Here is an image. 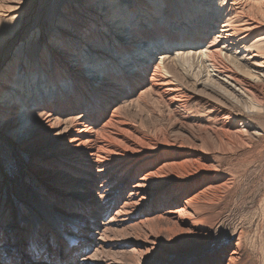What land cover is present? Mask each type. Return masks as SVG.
I'll return each instance as SVG.
<instances>
[{"label": "bare ground", "instance_id": "6f19581e", "mask_svg": "<svg viewBox=\"0 0 264 264\" xmlns=\"http://www.w3.org/2000/svg\"><path fill=\"white\" fill-rule=\"evenodd\" d=\"M27 1L0 0V18ZM71 1L70 14L54 11L64 27L49 21L57 49L40 52L38 30L16 48L27 66L1 74L0 264H165L209 247L232 166L256 152L259 134L244 127L264 110V0ZM94 10H110L119 34ZM190 53L201 74L175 63ZM146 100L167 111L174 135L124 118ZM17 134L19 145L6 139ZM10 152L30 158L23 181L7 179ZM227 158L237 159L224 168ZM242 236L194 264H254Z\"/></svg>", "mask_w": 264, "mask_h": 264}, {"label": "rangeland", "instance_id": "374dc122", "mask_svg": "<svg viewBox=\"0 0 264 264\" xmlns=\"http://www.w3.org/2000/svg\"><path fill=\"white\" fill-rule=\"evenodd\" d=\"M62 7L66 8L64 13L70 14V9H73L75 6L72 5L71 0H28L23 6V11L21 14H17L16 18L11 16L4 19L0 18V78L1 74H4L7 65L9 66L11 64L24 63L23 66H27V62L25 63L23 59L15 61L16 58L20 59L22 56L21 54L16 53V48L18 44H21L20 42L26 45L29 38L35 37L34 33H36L38 30L41 32V40L38 45V50L42 52L46 51V49H57V43L54 42L55 39H51L49 45H47V35L52 38L55 36V26L50 27V19L55 18L58 21H62L61 25H58L59 29L64 27L63 23L67 22V18L64 17V14H54V11L57 8L62 10ZM89 7L92 9L91 6ZM94 11L93 15L100 19V23L104 28H108L112 32V36L119 34L117 31L120 29L119 27L123 26V24L119 23L117 25H112L110 22L112 20L110 10H108L109 12L106 13H104V11ZM197 13L199 16L203 15V12L201 11H198ZM162 15L164 14L161 12L159 17ZM159 17H157L155 21H159ZM168 18H170V15ZM212 19L213 18L211 17L209 20ZM144 23H146L145 25H148L149 20L147 22L145 21ZM172 24L173 26H171V28H174L179 23L174 24L172 22ZM99 29L98 30L100 34L104 35L102 27ZM60 31H63L62 36L67 37L68 34L64 29ZM208 32L209 34H217V25L210 26ZM55 38L57 39V37ZM100 50H104L105 52L108 51V53L111 52V49L108 48L107 50L106 47L102 49L100 48ZM169 51H171V49ZM35 52L36 50H30V60H32V58L35 56ZM184 55H182L183 57L181 55H175L174 57H177L174 59L175 63L179 61L177 65L181 64V61L183 62L181 65L182 69L181 66L178 65L179 70L182 72L185 69V71L182 72L183 74H201L202 72L200 71H202V66L201 64L199 65V58L195 56V59L192 53L186 54L185 58ZM178 57L181 60H179ZM83 62L84 61L82 60L81 66L86 68V65L84 66ZM94 72H98L97 67L94 68ZM86 77L90 78L89 75H86ZM145 102L146 107L144 106L140 113H138L137 109L134 107L131 108L128 113L127 110L129 107H127V115L124 116V118L134 121L136 125L142 123L144 126L148 127L149 130L153 129L151 127L154 125H158L157 128L161 126L166 128L170 135H174L176 130L172 125V118H169L167 115V111L151 100H146ZM252 115L254 117L256 131L247 130L245 127L244 129H246L248 133L255 132L259 134L257 139H254L256 152H253V154L248 158H243L245 162H240L232 166L238 171L239 176H235L234 186L229 195L230 197L227 202V207L221 211L220 225H218L213 230L211 239L212 243H210L209 246L210 248H195L190 250L188 254L181 253L179 255H168V257L165 259V264H194V262H198L201 259H205L211 255L213 256V254L216 255L218 252L223 250L224 247L230 246L234 242L239 229H242L243 231L242 245L245 254L251 258V261L254 264H264V110L259 112L254 111ZM238 124H240V122ZM9 138H12V141L15 145H19L18 134L15 136L8 135L6 137V139ZM0 140H5V138H0ZM10 148L13 149L14 147L10 146ZM0 151L2 156H6L7 153H9L8 148H5V146L1 147ZM26 155L24 153L14 154L10 152V156L4 158V162L6 164L5 166L8 170V180L14 179L17 182L24 180V168H22V166L25 165V163L29 164L30 162V158H26ZM237 157L238 159H241L242 156ZM235 159L237 158H227L223 160V167L227 168V163H230V161H234ZM115 246L116 245L112 246L113 249H111L113 253L118 251L115 249Z\"/></svg>", "mask_w": 264, "mask_h": 264}]
</instances>
